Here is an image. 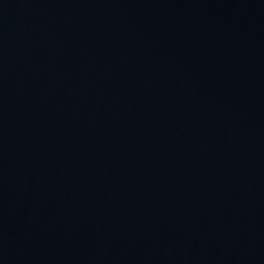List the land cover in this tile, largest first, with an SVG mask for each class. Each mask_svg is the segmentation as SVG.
Masks as SVG:
<instances>
[{
	"label": "water",
	"instance_id": "95a60500",
	"mask_svg": "<svg viewBox=\"0 0 264 264\" xmlns=\"http://www.w3.org/2000/svg\"><path fill=\"white\" fill-rule=\"evenodd\" d=\"M0 264H264V0H0Z\"/></svg>",
	"mask_w": 264,
	"mask_h": 264
}]
</instances>
